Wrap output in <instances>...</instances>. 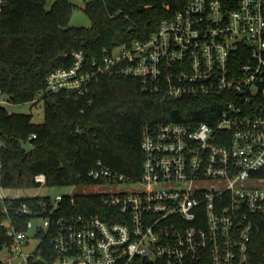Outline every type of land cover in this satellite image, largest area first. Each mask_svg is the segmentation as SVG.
I'll use <instances>...</instances> for the list:
<instances>
[{
    "label": "built area",
    "instance_id": "built-area-1",
    "mask_svg": "<svg viewBox=\"0 0 264 264\" xmlns=\"http://www.w3.org/2000/svg\"><path fill=\"white\" fill-rule=\"evenodd\" d=\"M72 57L48 75V93L78 97L118 76L163 99L214 98L219 112L145 124L138 179L98 161L88 176L103 216L68 211L66 195L32 206L0 194V264H264V0H184L145 40Z\"/></svg>",
    "mask_w": 264,
    "mask_h": 264
},
{
    "label": "trees",
    "instance_id": "trees-1",
    "mask_svg": "<svg viewBox=\"0 0 264 264\" xmlns=\"http://www.w3.org/2000/svg\"><path fill=\"white\" fill-rule=\"evenodd\" d=\"M4 0L0 3V90L10 104L44 102V121L33 114L11 113L0 105V182L6 187H34L43 172L49 186L82 189L68 211L104 215L102 196L83 190L99 181L88 172L100 161L128 178L141 176V134L147 123L208 121L219 112L214 98L163 99L144 92L137 79L104 76L82 96L48 93L47 77L56 68L69 67L73 53L86 59L105 51L145 40L184 0H85L90 26H71V0ZM41 96V97H40ZM36 134V138H31ZM42 197L15 200L36 206ZM48 201V197L44 198ZM77 207V209H75ZM0 213V221L3 219ZM4 232L0 226V236ZM1 243V241H0ZM264 261V231L259 235Z\"/></svg>",
    "mask_w": 264,
    "mask_h": 264
},
{
    "label": "rangeland",
    "instance_id": "rangeland-1",
    "mask_svg": "<svg viewBox=\"0 0 264 264\" xmlns=\"http://www.w3.org/2000/svg\"><path fill=\"white\" fill-rule=\"evenodd\" d=\"M53 0H51L46 7H50ZM73 4H75L70 25L71 26H90L91 21L88 15L85 13L83 6L85 0H71ZM41 97V96H40ZM7 110L11 113H26L33 114V120L35 123H41L44 121V102H40V99L36 101L34 105L31 103H23V104H8ZM2 186V184H1ZM97 188L94 186H90L85 188L83 191L93 193ZM82 192V189H77L73 186H34V187H6L2 186L0 188V194L9 197H17V198H29V197H44L48 196L52 200L59 194L61 195H71ZM83 193V192H82Z\"/></svg>",
    "mask_w": 264,
    "mask_h": 264
}]
</instances>
